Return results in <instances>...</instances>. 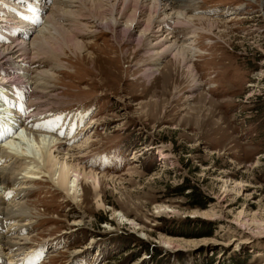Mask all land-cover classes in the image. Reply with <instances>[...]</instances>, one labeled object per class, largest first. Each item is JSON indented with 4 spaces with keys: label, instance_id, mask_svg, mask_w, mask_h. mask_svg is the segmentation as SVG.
Listing matches in <instances>:
<instances>
[{
    "label": "rangeland",
    "instance_id": "374dc122",
    "mask_svg": "<svg viewBox=\"0 0 264 264\" xmlns=\"http://www.w3.org/2000/svg\"><path fill=\"white\" fill-rule=\"evenodd\" d=\"M62 1L78 18L71 41L29 55L27 78L12 67L0 77L9 80L7 92L18 90L22 99L25 91L23 113L38 130L75 122L67 147L80 166L99 173L103 204L92 181L73 185L71 195L42 171L24 184L33 218L11 235L19 238L12 250L42 252V264H264V0L186 7L192 13L183 29L190 26L197 50L185 51L183 61L169 52L157 57L152 30L143 34L149 17L152 24L162 12L151 0L138 5L133 23L109 24L96 9L77 17L82 5ZM11 39L0 41L1 51L21 40ZM19 55L8 63H20ZM184 183L206 197L203 207H189L178 194ZM100 213L107 220L98 224Z\"/></svg>",
    "mask_w": 264,
    "mask_h": 264
},
{
    "label": "bare ground",
    "instance_id": "6f19581e",
    "mask_svg": "<svg viewBox=\"0 0 264 264\" xmlns=\"http://www.w3.org/2000/svg\"><path fill=\"white\" fill-rule=\"evenodd\" d=\"M71 1L74 4L78 1L80 6L82 5L81 9L76 11L77 17L80 15L79 13L82 9H96L99 14L102 15L99 16L98 20L101 19L105 21L106 24H109L110 21L118 23L120 18H126V23H133V21H135L134 13L136 8L138 5L142 7L145 6V3L147 2V0H70L69 2ZM197 1L198 0H151V7L153 9L159 8L158 13L161 10L162 12L159 16L157 15L155 22L152 24L151 20L153 19V16H150V24H146L142 30L144 31L143 34L152 30L149 32V35L155 42L151 47L156 50L157 57H162L169 52L173 54L171 56L174 58H180L183 61L185 51H188L189 54L195 56L194 51L197 49L193 46V40L188 42L193 31L190 26H188L186 30L185 28L183 29V27L187 25V19L190 18V13H192H187L189 11L185 12V9H187L186 7H190L191 10H196L197 7L195 5H197ZM20 2H24V5L20 6ZM133 2L136 4L133 6L132 11L129 14V11L127 10L131 7ZM62 3L64 4L62 0H53L50 7L46 0H0V40L1 37L6 35L10 37L15 36V40L17 38H19L18 40L21 39L17 45L15 44L14 47H17V49L14 50V52L12 49L14 48L13 46L4 47L3 51L0 50V73L3 74V72L5 73L11 69L10 67H12L15 68V70H18L17 72H20L22 78H25L27 76V73L25 74V72L28 71L25 67L29 66V55H32L33 57L37 56L38 58V55L41 57V54L45 53L47 50H53L54 47H58L57 49L61 50L60 43L66 45L71 41L67 37V33L71 34L74 32V23L78 18L76 19V17H72L74 10H65V6L63 7ZM106 3L108 5H106ZM69 5L71 7L70 3ZM70 7L66 9H70ZM44 8L46 14L45 12L43 14L37 13ZM53 11L57 13V17L55 14L53 16ZM105 12L107 13V18ZM67 13H69V16L71 14L70 18H67ZM43 15H45L44 19ZM62 18L65 19L66 22H69L66 28L60 26L61 23L60 25L56 23L57 20L59 21ZM7 23H12V27L8 29L7 26L5 27L1 25ZM40 23H42V25L44 24L43 30L34 34V36L29 39V41L27 40V42L26 35L28 34V31L30 32L31 30L29 27L32 26L35 28L36 25ZM138 24L139 22L137 21L132 29L126 27V31L130 30V32H132ZM155 24L156 28H158L156 29L157 31L153 32ZM208 24L209 27H211L213 22L210 21ZM171 27H174L173 31H171ZM159 32H165L167 38L164 37L162 40L157 39V37L159 38L157 35ZM144 38L149 39L146 38V36ZM9 39L12 40L11 38ZM5 50L7 51L5 52ZM15 52L20 53L19 56H22V59L20 61L18 60L20 63H15L13 60H11V63H8ZM5 63H8L9 67H5ZM13 63H15L14 67L10 65ZM23 67L26 71L22 70ZM11 73H8L7 75H10ZM8 81L9 80L6 82ZM6 82L0 77V137L2 135H6L7 137V139H0V216H3V218L0 217V264H42L40 263L42 252L38 254L36 251H33L32 254L29 251H23V248H17L21 249L19 253H17L16 250H12L15 244H12L11 239L19 240V238L11 235L14 234L13 232H15L16 229H27L29 224L28 222L24 223V221L30 216L33 218V214H31L29 207L23 204L22 199L24 198L26 189L24 184L29 180L30 183L34 178H40L43 174L42 171H45L48 178L55 179V185L58 189L74 195L76 189L71 188L73 185L76 184V186H78L82 180H90L92 181L95 190V201L97 206H102L101 204H103V202L98 193L101 180L99 178V173L92 170L87 171L86 167L80 166L77 162L78 157L74 158L70 151L71 147H67L69 145L68 139L71 136L70 133L75 129L73 125L75 122L72 121L71 126L68 128L56 129L54 132L38 130L37 128H39V125L35 128L36 122L26 124L27 120H24L25 116L21 111L22 99L18 96V90L15 94H11L7 91L5 92L4 87ZM14 126H16L15 130H13ZM64 151L65 154H63ZM76 154L77 152H75V155ZM58 155H60V157H58ZM18 159L22 160L21 162H23V166L22 168L19 167L21 169L16 170L17 168L14 164L17 163H14V161ZM5 179H7V181H5ZM8 180H11L12 184H10V189L4 187L8 183ZM252 220L255 221L256 219ZM256 222L259 221L256 220ZM246 228L249 229V227ZM255 233L258 235L261 234L259 231H256ZM23 239L27 242L26 240L28 239V236ZM246 241H248V237L240 242L244 243ZM17 245H19V243H17ZM6 250L8 251L6 252ZM29 254L32 256H28Z\"/></svg>",
    "mask_w": 264,
    "mask_h": 264
},
{
    "label": "trees",
    "instance_id": "16d2710c",
    "mask_svg": "<svg viewBox=\"0 0 264 264\" xmlns=\"http://www.w3.org/2000/svg\"><path fill=\"white\" fill-rule=\"evenodd\" d=\"M178 191L180 195H183L186 199H187V204L189 207H203L206 203L205 199L206 197L195 187L188 185V183H184L182 185H179L178 187ZM185 191H187L185 193ZM97 223H103L107 220L106 215L103 214H99V216H97ZM145 245V244H144ZM233 264H244V262L238 260V259H234Z\"/></svg>",
    "mask_w": 264,
    "mask_h": 264
}]
</instances>
